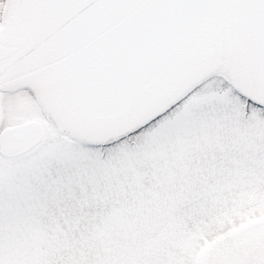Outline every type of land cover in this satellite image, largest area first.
Here are the masks:
<instances>
[{
	"label": "snow or ice",
	"instance_id": "1",
	"mask_svg": "<svg viewBox=\"0 0 264 264\" xmlns=\"http://www.w3.org/2000/svg\"><path fill=\"white\" fill-rule=\"evenodd\" d=\"M0 264H264V0H0Z\"/></svg>",
	"mask_w": 264,
	"mask_h": 264
}]
</instances>
